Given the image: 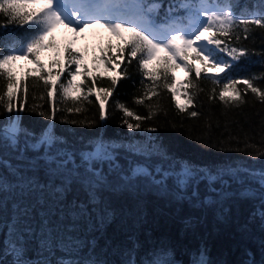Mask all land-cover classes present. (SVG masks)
Here are the masks:
<instances>
[{
	"label": "snow or ice",
	"instance_id": "snow-or-ice-1",
	"mask_svg": "<svg viewBox=\"0 0 264 264\" xmlns=\"http://www.w3.org/2000/svg\"><path fill=\"white\" fill-rule=\"evenodd\" d=\"M0 19L6 21L0 24V79L5 81L0 93V264H228L211 259L202 238L195 246L187 241L203 223L197 212L211 211L227 223L236 201L256 209L240 231L247 235L255 226L260 232L261 258L246 250L241 264H264V150L247 153L252 163H202L180 155L159 134L136 139L105 132L108 97L129 77L122 65L135 61L142 90L135 103L147 107L141 116L118 104L125 117L136 121L124 119L123 126L141 130L142 122L163 110L164 92L179 112H186L196 92L203 91L194 80L209 68L223 72L232 67L219 53L232 61L250 56L231 46L229 38L241 39L238 25L245 26V39L249 25L264 29V0L250 8L241 0H167V7L165 0H0ZM97 27L118 43L109 40L100 47L91 66L75 40L61 47L55 35L64 28L80 37ZM49 51L54 56L45 64L41 57ZM21 61L33 67L17 72ZM178 70L186 73L185 81L177 80ZM105 75L108 86L97 87ZM29 78L42 83L53 101L51 112L39 111L42 121L31 124L15 103L21 93L27 98ZM204 78L223 85L219 93L211 91L210 100L218 95L226 106L246 104L236 87L243 83L264 104V90L253 83L256 77ZM189 88L196 92L190 95ZM57 95L75 104L92 103L88 98L95 96L98 118L58 124ZM67 111L80 113L81 108ZM200 143L212 144L211 137ZM253 147L245 142V149ZM158 202L175 214L188 209L179 233L167 227L175 214L160 207L150 214Z\"/></svg>",
	"mask_w": 264,
	"mask_h": 264
},
{
	"label": "trees",
	"instance_id": "trees-1",
	"mask_svg": "<svg viewBox=\"0 0 264 264\" xmlns=\"http://www.w3.org/2000/svg\"><path fill=\"white\" fill-rule=\"evenodd\" d=\"M248 1V3H246ZM259 0H243L241 6H251ZM0 19V24L5 23ZM244 25H238V32L241 39L236 41L231 39V46L246 49L250 54L249 57H241L239 61H235L229 71L221 76L216 77L222 80L226 76H231L237 80L256 77L253 83L264 90V81L260 77H264V29L249 25L247 39L244 38ZM226 40V43L229 42ZM61 47L66 43L60 44ZM223 46V45H222ZM45 56V55H44ZM49 57V62L53 58ZM43 57V56H42ZM41 57V58H42ZM27 63V62H23ZM33 66V65H32ZM31 64L23 65L21 68H30ZM122 67H128L129 77L121 79L111 97H108L106 111L108 114L107 127L105 132L108 136L123 138L135 137L140 139L142 136H156L159 134L170 145L180 149V155L186 158H192L199 162H207L209 159H228L231 161L242 162L248 161L252 163L250 156L254 154L256 149L264 150V104L256 97L247 85L237 84V90L242 94V99L246 100V104L239 107L234 105H225L218 98L215 101L210 100L209 96L213 89L217 93L222 89L221 85H215L211 80L205 79V76H211L202 73L201 78L193 82L198 84L202 92H196V89L189 88L188 93L191 95L196 92V98L193 101L194 106H188L186 112H179L175 107V100L171 99L169 94L164 92L161 101L162 111H159L151 120L142 122V128L139 131L132 132L122 125L124 119H128L131 123L135 120L125 117L118 108V104H124L138 115L146 116L147 107L138 105L135 99L142 95L141 85L139 83L140 75L136 69L135 61L131 66L126 63ZM21 68L17 72L23 71ZM63 79V78H62ZM191 79V77H189ZM97 87L108 86V78L105 75L97 80ZM5 81L0 79V93L4 90ZM87 82L84 85L87 90ZM43 97V99H41ZM92 103L83 102L75 104L71 100L64 101L57 95L55 101L56 120L57 123L63 119H96L99 115V101L95 96L88 98ZM157 98H153V102ZM16 106H22L24 111L21 115L25 118V122L31 124L33 121H42L38 115L39 111L50 113L53 107V101L46 95L42 83H34L32 78L28 81V94L24 99L21 93L20 99L17 100ZM149 102L146 101L145 104ZM80 107L81 112H68L67 109ZM35 108V111L33 109ZM2 111V107H0ZM191 111H196L198 115L192 117L189 115ZM166 113V114H165ZM156 126L158 132L146 133L143 131L146 127ZM210 126V127H209ZM64 127H75L73 125H64ZM84 130L86 129H78ZM211 137L212 144L202 145L201 138L208 139ZM239 142V143H238ZM245 142L253 145V148L245 149ZM239 147L240 151H235ZM221 148H225L221 151ZM156 207L163 208L164 212L175 214L174 209L164 208L163 202H158L149 209L150 214L155 212ZM256 209L248 201H236L230 207V214L227 223L218 220L213 212L207 214L197 212V216H203V223L197 225L196 236H188V244L195 246L200 243V239L207 244L210 257L214 261L223 260L228 264H241L246 258V250H250L255 259L261 258L260 253V232L259 228L250 226V234H244L240 231L241 226L245 225L252 212ZM188 213L185 207L175 219L167 226L172 231L179 233L183 225L180 219ZM163 224V220L161 221Z\"/></svg>",
	"mask_w": 264,
	"mask_h": 264
},
{
	"label": "rangeland",
	"instance_id": "rangeland-1",
	"mask_svg": "<svg viewBox=\"0 0 264 264\" xmlns=\"http://www.w3.org/2000/svg\"><path fill=\"white\" fill-rule=\"evenodd\" d=\"M56 35V39L57 40H66L69 43H71L73 40H75V47L81 51V52H86V62L89 64V66H91V61H92V55L99 54V48L106 46L105 42L108 39V36H111V34L109 32H107L104 28H91V29H87L85 30V32L80 36L77 37L75 35V33H71L69 32L67 29L64 28H60L57 30V32L55 33ZM112 37V36H111ZM115 43H118V41L113 38L112 40ZM220 54V53H219ZM45 55V56H44ZM53 55V52H46L45 54H43L42 56V60L45 64L49 63V57ZM223 59H228L231 58L230 56H221ZM24 61H21L18 63L17 65V69L19 70V68H21L23 65H26L28 63H23ZM29 65V64H28ZM31 67H33L31 65ZM197 67H203L202 65H198ZM22 70H25L23 68H21ZM210 70L209 72L213 75H221L223 72H218L216 69H208ZM177 76V80L178 81H184L186 73L182 70H178L176 73ZM181 103H183V99L180 97Z\"/></svg>",
	"mask_w": 264,
	"mask_h": 264
}]
</instances>
